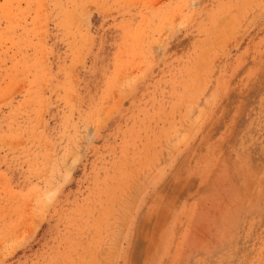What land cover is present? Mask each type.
<instances>
[{
    "label": "rangeland",
    "instance_id": "rangeland-1",
    "mask_svg": "<svg viewBox=\"0 0 264 264\" xmlns=\"http://www.w3.org/2000/svg\"><path fill=\"white\" fill-rule=\"evenodd\" d=\"M0 264H264V0H0Z\"/></svg>",
    "mask_w": 264,
    "mask_h": 264
}]
</instances>
